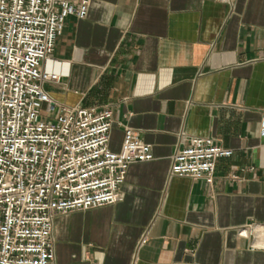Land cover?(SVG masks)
Returning a JSON list of instances; mask_svg holds the SVG:
<instances>
[{"label":"crops","instance_id":"1","mask_svg":"<svg viewBox=\"0 0 264 264\" xmlns=\"http://www.w3.org/2000/svg\"><path fill=\"white\" fill-rule=\"evenodd\" d=\"M53 56L58 101L112 109L111 149L128 125L154 153L123 200L56 215L55 264H264V0H93ZM194 136L234 151L213 183L170 177Z\"/></svg>","mask_w":264,"mask_h":264},{"label":"built area","instance_id":"2","mask_svg":"<svg viewBox=\"0 0 264 264\" xmlns=\"http://www.w3.org/2000/svg\"><path fill=\"white\" fill-rule=\"evenodd\" d=\"M92 1L0 0V264H55L56 215L123 200L130 166L154 159L128 125L121 150L111 149L112 109L67 105L47 88L63 76L53 54L67 18H86ZM233 152L214 137L182 139L170 177L213 183Z\"/></svg>","mask_w":264,"mask_h":264},{"label":"bare ground","instance_id":"3","mask_svg":"<svg viewBox=\"0 0 264 264\" xmlns=\"http://www.w3.org/2000/svg\"><path fill=\"white\" fill-rule=\"evenodd\" d=\"M47 67H48L49 70L54 69V67H55V61L50 58L48 60V62H47Z\"/></svg>","mask_w":264,"mask_h":264},{"label":"rangeland","instance_id":"4","mask_svg":"<svg viewBox=\"0 0 264 264\" xmlns=\"http://www.w3.org/2000/svg\"><path fill=\"white\" fill-rule=\"evenodd\" d=\"M53 58H54V56H53ZM56 59V58H55Z\"/></svg>","mask_w":264,"mask_h":264}]
</instances>
